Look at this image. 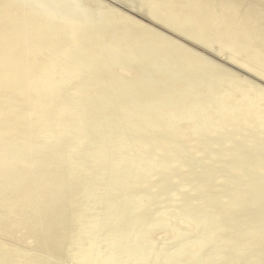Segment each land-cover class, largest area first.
Returning a JSON list of instances; mask_svg holds the SVG:
<instances>
[{
  "label": "bare ground",
  "instance_id": "1",
  "mask_svg": "<svg viewBox=\"0 0 264 264\" xmlns=\"http://www.w3.org/2000/svg\"><path fill=\"white\" fill-rule=\"evenodd\" d=\"M0 264H264V0H0Z\"/></svg>",
  "mask_w": 264,
  "mask_h": 264
},
{
  "label": "rangeland",
  "instance_id": "2",
  "mask_svg": "<svg viewBox=\"0 0 264 264\" xmlns=\"http://www.w3.org/2000/svg\"><path fill=\"white\" fill-rule=\"evenodd\" d=\"M135 15V14H134ZM135 16H137V15H135ZM137 17H139V18H141V19H143L142 17H140V16H137ZM143 20H145V19H143ZM145 21H147V20H145ZM149 22V21H148ZM186 42V41H185ZM188 43V42H187ZM192 45V44H191ZM237 70H239V71H241V72H243V73H245L246 74V72H244L243 70H240V69H238V68H236ZM246 75H248V74H246ZM15 247L16 248H13V249H17V248H20V246L18 245V247H17V245L15 244ZM20 249H22V248H20Z\"/></svg>",
  "mask_w": 264,
  "mask_h": 264
}]
</instances>
